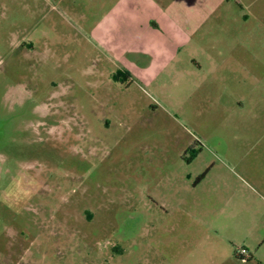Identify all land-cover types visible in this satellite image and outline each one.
Instances as JSON below:
<instances>
[{
    "label": "rangeland",
    "instance_id": "obj_1",
    "mask_svg": "<svg viewBox=\"0 0 264 264\" xmlns=\"http://www.w3.org/2000/svg\"><path fill=\"white\" fill-rule=\"evenodd\" d=\"M111 1L0 0V264H264V0H175L153 84L96 66Z\"/></svg>",
    "mask_w": 264,
    "mask_h": 264
},
{
    "label": "crops",
    "instance_id": "obj_2",
    "mask_svg": "<svg viewBox=\"0 0 264 264\" xmlns=\"http://www.w3.org/2000/svg\"><path fill=\"white\" fill-rule=\"evenodd\" d=\"M90 34L87 39L98 51L96 66L121 69L128 74V80L144 84H153L165 72L174 70L182 49L195 38L190 24L182 23L179 3L175 0H112L93 24ZM198 69H203L200 64ZM211 71L220 75L217 85L229 87L222 69ZM238 86L245 89L243 83ZM259 86L250 88L255 90ZM239 103L243 105L242 98ZM259 170L261 189L254 191L264 200V164Z\"/></svg>",
    "mask_w": 264,
    "mask_h": 264
},
{
    "label": "built area",
    "instance_id": "obj_3",
    "mask_svg": "<svg viewBox=\"0 0 264 264\" xmlns=\"http://www.w3.org/2000/svg\"><path fill=\"white\" fill-rule=\"evenodd\" d=\"M239 253H240V255H242V256H246V255L248 254V249L245 248V247L240 248Z\"/></svg>",
    "mask_w": 264,
    "mask_h": 264
},
{
    "label": "trees",
    "instance_id": "obj_4",
    "mask_svg": "<svg viewBox=\"0 0 264 264\" xmlns=\"http://www.w3.org/2000/svg\"><path fill=\"white\" fill-rule=\"evenodd\" d=\"M120 73L123 74L125 76V78L128 77V74L126 72L125 73L120 72Z\"/></svg>",
    "mask_w": 264,
    "mask_h": 264
}]
</instances>
